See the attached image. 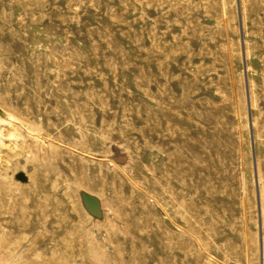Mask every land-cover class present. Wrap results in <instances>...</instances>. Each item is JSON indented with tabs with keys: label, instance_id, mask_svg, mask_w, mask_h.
<instances>
[{
	"label": "rangeland",
	"instance_id": "rangeland-1",
	"mask_svg": "<svg viewBox=\"0 0 264 264\" xmlns=\"http://www.w3.org/2000/svg\"><path fill=\"white\" fill-rule=\"evenodd\" d=\"M0 112V264H264V0H0Z\"/></svg>",
	"mask_w": 264,
	"mask_h": 264
},
{
	"label": "water",
	"instance_id": "water-1",
	"mask_svg": "<svg viewBox=\"0 0 264 264\" xmlns=\"http://www.w3.org/2000/svg\"><path fill=\"white\" fill-rule=\"evenodd\" d=\"M239 18H240V16H239ZM241 44H242V34H241ZM244 77H245L246 98H247V102H248V89H247V84H246V75H245V73H244ZM248 110H249V108H248ZM0 114H1V112H0ZM248 114H249V111H248ZM249 127H250V123H249ZM252 154H253V151H252ZM253 160H254V156H253ZM254 175H255V168H254ZM256 195H257V192H256ZM257 198H258V195H257ZM260 253H261V245H260ZM260 264H261V259H260Z\"/></svg>",
	"mask_w": 264,
	"mask_h": 264
},
{
	"label": "bare ground",
	"instance_id": "bare-ground-1",
	"mask_svg": "<svg viewBox=\"0 0 264 264\" xmlns=\"http://www.w3.org/2000/svg\"><path fill=\"white\" fill-rule=\"evenodd\" d=\"M260 212V211H259ZM260 214V213H259ZM261 253H262V251H261Z\"/></svg>",
	"mask_w": 264,
	"mask_h": 264
}]
</instances>
